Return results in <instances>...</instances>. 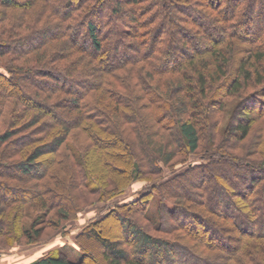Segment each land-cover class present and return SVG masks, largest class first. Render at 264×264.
<instances>
[{"label": "trees", "instance_id": "obj_1", "mask_svg": "<svg viewBox=\"0 0 264 264\" xmlns=\"http://www.w3.org/2000/svg\"><path fill=\"white\" fill-rule=\"evenodd\" d=\"M35 6H40V13L34 11L31 18L29 10ZM259 6L264 7V0H0V121L7 109L9 123L0 132V209L6 220L0 219V245L42 240L50 219L44 226L38 221L25 226L27 204L46 214L57 211L58 219L50 224L56 228L51 238L86 205L117 197L145 174L163 173V165L172 166L177 147L187 157L197 153L205 130L201 112L207 117L208 106L211 110L215 103L224 106V96L245 99L225 133L247 139L252 111L264 110V12ZM257 11L261 20L255 23L261 27L252 39L243 32H252L245 23ZM208 23V30L217 32L213 44L197 35V26ZM181 35L195 40L181 41ZM189 41L194 51L173 53L172 45L186 48ZM109 50L111 61L100 58ZM214 87L219 89L217 96L211 95ZM249 87L260 90L248 94ZM254 100L257 103H251ZM213 125L217 128L219 122ZM262 126L250 153L258 160L242 161L251 170L247 192L222 184L225 192L212 186L204 194H179L192 173L197 188H203L207 169L225 174L221 161L227 154L217 146L216 130L212 146L205 150L208 162L160 185L166 189L161 197L173 199V205H160L170 219L184 212L217 232H241L244 237L238 241L252 251L253 263L237 255L244 253L243 246L228 247L222 261L213 263L181 242L147 233L130 216L135 210L148 211L150 193L143 192L86 226L77 238L80 259L56 248L27 264L93 262L84 236L103 246L106 264H164L163 257L171 251L177 252L169 256L174 264H264ZM24 178L38 180L39 188L31 191V185L17 187L7 181ZM208 180L220 183L215 173ZM113 219L129 229L130 239L139 236L136 250L141 256L99 231L101 224ZM182 220L175 223L176 230H183ZM5 235L11 237L4 242ZM220 238L227 240L225 235Z\"/></svg>", "mask_w": 264, "mask_h": 264}, {"label": "rangeland", "instance_id": "obj_2", "mask_svg": "<svg viewBox=\"0 0 264 264\" xmlns=\"http://www.w3.org/2000/svg\"><path fill=\"white\" fill-rule=\"evenodd\" d=\"M25 1V0H21ZM39 7L40 6H35L32 9L29 10L30 12V17L34 15V11L39 12ZM225 7V6H224ZM259 6L258 11L259 12H264V7ZM263 9V10H262ZM16 12L18 10H15ZM256 12L254 14L253 20L248 19L245 23V26H252L253 29L251 30L252 32L249 33H244V35H248L249 37H252L254 33L259 31V28L261 27L258 25V23L255 22H260L261 16H259V12ZM20 12V11H19ZM27 12V11H26ZM49 16V14H48ZM209 25L206 27L204 24L197 26L199 30H197V35L202 39V41H205L209 44H213L214 37L217 32L209 31L208 28H210L211 23H208ZM47 28H49V25H45ZM244 26V27H245ZM242 27V31L243 28ZM189 38H192V41L195 40V37H188L185 35L180 36V40L183 41L184 39L189 40ZM191 41V42H192ZM181 45V44H180ZM192 44L189 43L187 44L186 48L183 47H177L172 45V51L173 53H177L179 55H185V53L189 51H194L192 48ZM180 48V49H179ZM109 53L111 54L112 52L109 50L108 52L102 54L100 58H105L107 61H111L112 58H110ZM171 63L169 64V66ZM260 90V88H253L249 87L247 89V93H251L255 90ZM219 89L217 90V87L213 88V91L211 95L217 96L219 94ZM260 96V95H259ZM263 98V96L261 95ZM224 106L221 104L215 103L216 108H214L216 111L211 110L212 105L207 107V117H205V111L201 112V118H199L200 121H203L205 123V130H202V137H203V142L201 148L198 150L197 153H190V155L187 157V153L185 150H181L179 147H177V155L175 156L174 162L171 164L172 166H165L163 165V173H150V174H145L143 176L144 178L136 179L132 182V184L127 187L120 195L117 197L109 200V201H97L90 203L85 206V208L79 212V215L76 218H73L72 220L67 222L66 229L63 231H60L55 235L54 237L49 238L50 235L56 232V228H51L50 224H54L53 221H56L58 219L59 214L57 213L56 210H52L49 212V214L45 213V211L41 210L38 208L37 205L33 204H27L26 205V214L24 217L23 223L25 226L29 227L33 221H38L39 225L44 226V221L48 220V228L44 229L43 231V238L41 241L38 243L34 244H18L15 243L12 246H1L0 245V254L5 261V264H15V263H20V262H30L31 260L36 259L38 256L44 254L45 252H48L50 250L56 249V248H63L64 251L69 253V256L73 258L80 259L81 254L79 253L81 251L80 246L77 244V238L78 236L83 232V230L88 226L92 221L96 220L98 217L105 215L111 208L115 207L118 203L125 202L132 200L136 197H139L143 192H148L150 193L148 195V211L144 213V211H133V213H130V216L133 217L132 221L135 222V224L142 228L144 230L151 234L154 237H161V238H167L170 240L171 243L176 244L181 242L186 248H188L189 252H193L196 255H199L202 257L204 260L207 262H218L219 260L222 261L221 256L226 253V250L228 247H233L235 245L239 247L243 246L244 248V253L242 251L236 252L237 255L243 256L248 262H252L250 260V257L252 256V251L247 249V245L243 244V240L240 242L238 239L243 238V234L241 232H226L225 229L224 232H217L214 229H211L209 225H207L205 222H202L198 219H193V216L191 217L188 215V213L180 212L177 214L176 217H172L171 219L169 218L168 212H163L160 205L162 203H166L168 205H173L172 198H166V197H161L160 193H166V189L160 187L161 184H164L168 182L169 180L174 179L175 177L185 173L188 171L189 168L192 166H195L197 164L205 163L208 162L209 159L205 158L206 156V151L210 145L212 146L213 144V132L216 130L217 131V146H219L220 151H224L227 155L222 158V167L225 169V174L222 171H215L212 170V167L207 169V177L205 179V183L203 185V188H197L194 182L197 180L195 174H190L184 181H183V186L181 187L179 194H187L192 192L194 193H201L204 194L205 190L207 188L217 187L219 190L225 192L224 186L227 189L234 190V188H239V189H245L247 192V187L246 184L249 181L251 170L243 166L242 161H248V160H258L257 154H251L252 151L255 150L254 143L256 142L257 138H259V134H262L261 132L263 131V126L262 124V117L264 116V110L261 111H252L255 116H253L254 122H253V128L252 132L249 135V137L245 140H237L236 137L231 135L229 132L226 131L225 133V128L227 124L233 121V113L235 110L237 112L239 111V103L245 101L240 99L239 97H226L224 96ZM257 103V101H253L251 103ZM222 105V107H221ZM7 108V107H6ZM63 111V109H62ZM161 111V110H160ZM6 113V114H5ZM4 116H2V121H0V132L4 131L7 129L9 123L7 119V114L8 110L5 109ZM245 113V111H243ZM263 113V114H262ZM76 112H72V118H74ZM217 123L219 122V125L217 128H214L213 122ZM77 131V130H76ZM75 133V132H73ZM264 142V135L262 138ZM71 141V140H70ZM70 146H75L74 145V140L70 142ZM115 146V144H114ZM3 150V148H0V152ZM126 153L123 152L122 159L125 158ZM242 157L243 160L240 158ZM52 159V158H50ZM211 173H215V177H219V182L218 181H211L208 180V177ZM214 175V174H213ZM2 179V178H1ZM184 179V178H183ZM7 181L10 182V184H13L17 187L19 186H33L34 188H31V191H35L37 188H39L38 180H30L28 178L21 179L20 180H12V179H7ZM153 181V182H152ZM198 182V180H197ZM224 184V186H222ZM236 186V187H234ZM37 187V188H36ZM61 189L57 188V192L61 193ZM63 192V191H62ZM259 192V191H257ZM193 193V194H194ZM48 194V193H47ZM71 195L70 193L68 196ZM62 197H65L63 195ZM71 197V196H70ZM69 197V198H70ZM206 196L203 197L205 199ZM146 198V199H147ZM240 199V198H238ZM208 206V208H211L212 211H214L215 206L213 204H209V202H205ZM142 208L144 207L143 204H138ZM12 209V208H11ZM132 212V211H131ZM205 214V213H204ZM167 216V217H166ZM206 215H204L205 217ZM186 217V218H185ZM184 218V219H183ZM0 219L5 220L3 211L0 209ZM185 220V226L183 225V230H176L174 225L175 223H178L179 220ZM182 220V221H183ZM194 220V221H193ZM50 221V222H49ZM209 223H212V221H209ZM7 226V225H6ZM99 231L103 233L106 237H109L111 240H119L123 245L126 247L130 248L132 251L136 250V245L138 243V237L136 236L135 239H130L131 238V232L129 229L126 228V226H123L121 221L119 219L116 220H108L105 223L101 224L98 227ZM185 229V230H184ZM215 232V233H213ZM181 233V234H180ZM215 234V236H214ZM180 235V236H179ZM227 237L224 241V239L220 238L219 236ZM11 237L10 235H5L4 237H1V239L7 241V238ZM49 238V239H48ZM47 239V240H46ZM10 241V240H9ZM82 241L86 245V249L92 253V256H94L93 262L89 261L87 264H100L106 262L104 261L103 258V246L94 238L91 236H84L82 237ZM80 250V251H79ZM137 252V250H136ZM254 252V251H253ZM138 256L142 255L139 254L141 252H137ZM149 255H153V252H147ZM177 252H169L170 257H174ZM258 252H256V255ZM168 255H165L163 257L164 259V264H174ZM234 261V260H233ZM3 264V263H2ZM177 264V263H176ZM209 264V263H208Z\"/></svg>", "mask_w": 264, "mask_h": 264}, {"label": "crops", "instance_id": "obj_3", "mask_svg": "<svg viewBox=\"0 0 264 264\" xmlns=\"http://www.w3.org/2000/svg\"><path fill=\"white\" fill-rule=\"evenodd\" d=\"M1 255H2V254H0V258H2ZM31 261H32V260H31ZM2 263L5 264V261H3V259H0V264H2ZM28 263H29V262H28ZM9 264H10V263H9ZM15 264H27V262H23V263L20 262V263H15Z\"/></svg>", "mask_w": 264, "mask_h": 264}]
</instances>
